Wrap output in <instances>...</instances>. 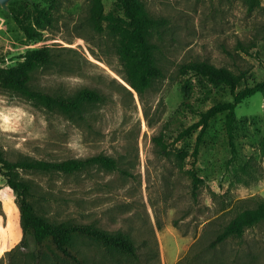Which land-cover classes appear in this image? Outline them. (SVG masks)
<instances>
[{
    "label": "rangeland",
    "instance_id": "374dc122",
    "mask_svg": "<svg viewBox=\"0 0 264 264\" xmlns=\"http://www.w3.org/2000/svg\"><path fill=\"white\" fill-rule=\"evenodd\" d=\"M140 1L162 24L152 34L162 75L143 93L131 88L117 54L123 25L115 0H103L101 32L89 23L90 0L10 2L9 9L42 26H35L33 41L0 8V68L30 70V86L52 95L86 88L103 98L69 118L0 88V151L12 162L96 155L116 161L115 171L14 173L30 185L35 211L47 221L91 224L126 234L136 246L131 259L74 237L70 243L86 264H264V222L212 246L240 210L264 199V95L235 108L232 150L224 114L211 118L201 135V126L194 127L201 113L232 101L230 90L184 68L204 62L231 72L237 90L264 80V0L252 12L241 0ZM253 41L249 53L237 49ZM42 49L50 50V64L25 63L26 51ZM191 169L201 180L196 198ZM19 206L0 169V264H71L54 252L36 256L33 239L22 234Z\"/></svg>",
    "mask_w": 264,
    "mask_h": 264
},
{
    "label": "trees",
    "instance_id": "16d2710c",
    "mask_svg": "<svg viewBox=\"0 0 264 264\" xmlns=\"http://www.w3.org/2000/svg\"><path fill=\"white\" fill-rule=\"evenodd\" d=\"M14 1V0H13ZM16 1V0H15ZM247 12H252L260 5V0H241ZM12 2V1H11ZM115 5L122 12L119 21L123 25L120 45L117 50L119 59L122 61L127 80L132 89L139 93L146 91L153 80L160 77L161 70L156 54V45L152 42L153 31H157L161 24L159 19L153 17L146 10L140 0H115ZM38 14L44 18L45 13L35 6ZM8 13L14 19L16 26L24 34L27 40L33 41L39 37L35 26L42 28L36 21L27 20L25 17L16 14L13 9L8 8ZM104 14L103 0H90L88 20L91 27L97 31H103L104 23L107 20ZM112 22V21H110ZM255 48V42H250L248 47L238 44L237 49L249 53ZM25 63H38L48 65L52 61L50 50H29L23 55ZM186 71L204 77L214 87L225 86L230 90L232 101L218 103L200 114L199 121L194 127H200V135L207 128L208 121L218 114L225 115V129L230 147L234 148L233 132L236 124L235 108L243 100L256 93L264 95V80L237 90L238 78L226 70H215L204 62H192L185 67ZM30 70H19L16 68H0V88L16 93L25 99L41 106L42 108L63 114L72 118L80 116L84 109L93 104L102 102V96L92 89H81L71 96L52 95L30 86ZM264 121V114H263ZM200 136H198L199 142ZM157 143L160 149L165 148L159 140ZM199 144L195 146L193 157L198 154ZM261 155L264 157V130L260 142ZM90 166H98L106 171L117 170L116 161L105 155H96L86 159H69L61 162H46L34 159H20L9 161L0 151V169L5 178L7 186L19 197V217L23 236L31 237L34 242V250L37 257L43 253L54 252L71 264H86L81 256L74 250L70 240L77 236L87 237L103 248L116 251L123 256L137 259L136 246L126 234H111L104 232L91 224H57L47 221L38 215L31 202L33 198L30 185L18 180L14 173L16 171H30L42 173L74 174L87 169ZM190 184L191 195L197 196V190L201 182L200 178L191 169L187 172ZM264 222V199H258L251 208L240 210L217 234L212 241L215 246L229 238L241 239L245 231Z\"/></svg>",
    "mask_w": 264,
    "mask_h": 264
},
{
    "label": "water",
    "instance_id": "95a60500",
    "mask_svg": "<svg viewBox=\"0 0 264 264\" xmlns=\"http://www.w3.org/2000/svg\"><path fill=\"white\" fill-rule=\"evenodd\" d=\"M13 0H0V8L4 11H8V4Z\"/></svg>",
    "mask_w": 264,
    "mask_h": 264
}]
</instances>
